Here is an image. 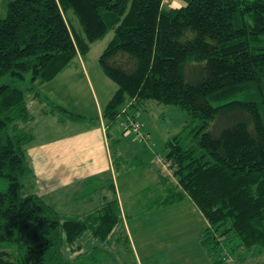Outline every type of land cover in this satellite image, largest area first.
Wrapping results in <instances>:
<instances>
[{"label":"trees","instance_id":"16d2710c","mask_svg":"<svg viewBox=\"0 0 264 264\" xmlns=\"http://www.w3.org/2000/svg\"><path fill=\"white\" fill-rule=\"evenodd\" d=\"M180 1L177 7L167 0L6 4L0 18V264H80L84 234L102 245L118 229L122 234L114 242L124 238L133 255L118 226L113 194L89 213L63 218L40 197L22 193L21 180L31 173L24 152L33 140L30 106L36 117L86 121L41 87L76 68L90 44L110 30L113 37L98 57L101 72L114 84L100 114L106 126L122 117L123 133L130 132L126 127L139 123L128 111L148 101L176 106L188 119L162 145L154 187L165 196L155 194L152 203L192 202L206 222L199 244L212 264H243L248 253L263 254L264 0ZM68 9L83 36L64 17ZM141 128V143L155 147ZM123 161L113 156L114 168ZM105 187L114 191L112 180ZM230 236L237 248L226 247L224 254ZM68 253L77 256L69 259Z\"/></svg>","mask_w":264,"mask_h":264},{"label":"rangeland","instance_id":"374dc122","mask_svg":"<svg viewBox=\"0 0 264 264\" xmlns=\"http://www.w3.org/2000/svg\"><path fill=\"white\" fill-rule=\"evenodd\" d=\"M9 1L12 0H0L1 19L6 15L5 6ZM66 19H68L75 35L79 37L83 36L79 21L71 9H68ZM112 37L113 31L110 30L104 37L91 43L89 51L83 60L98 98L105 85L111 86V88L114 87V84L103 75L98 65V57ZM96 73L97 76L99 75L98 77ZM68 82V78L65 80L56 79L53 81L50 91H63L66 98L65 103L80 107L81 110L74 113L83 115L86 121H68L66 123L69 125L67 127L63 126L60 130L57 127L60 124L56 120L57 114L52 116L38 115L36 117L35 106H30L34 116L30 128L36 133V144L49 139L51 133L49 131L52 125L57 129L55 134L59 135H61L60 131L63 132L71 127L73 128V133L64 132L65 135L79 136L81 133L94 131L96 127V112L90 104L91 97L87 93L86 87H81V84L77 82V87L73 86L70 88L66 86ZM73 90L77 92L79 98L74 96ZM89 92L91 94L90 89ZM64 106L72 111L67 105ZM138 116L141 117L140 119L142 121H138V123L150 133V141L155 145V147L152 146L153 148L149 146L147 148L153 149L152 151L155 152V155L152 156V160L149 159L148 167L140 165L137 160L131 158V154L134 152L139 153L137 150L141 149L140 144L134 142V147L137 148L136 151L129 150L128 156L125 157L123 163L119 162L115 168L116 197L120 208V223L118 226L122 230L124 227L127 232L134 257L125 243L124 238H121L118 244L114 242V239L120 238L122 234L119 229L113 236L112 242L102 245L86 233L80 241L81 251L86 250V253L80 259V264H212L208 255H206L199 244L200 235L206 226V222L191 201L186 199L172 205L160 207L152 203L155 194L159 196V199L165 196L154 187V183L156 182V169H159L157 166L161 167V164L155 162V158H161L164 154V150H162L163 143L183 129V126L188 120L186 113L176 106L162 105L154 101H148L139 109ZM123 122L124 118L120 117L117 121L118 126H122ZM62 125H64V122ZM55 128L54 130H56ZM54 130L53 128L51 129V131ZM129 135L125 134L126 137ZM133 138L136 141L134 136ZM36 144L32 140L24 146L25 158L27 163L29 162L28 165L31 173L27 174L21 180V183L23 194L32 193L41 196L45 190L40 189V186L36 187V185L39 181L48 182L49 173L36 171L34 155L32 156L33 153L31 151ZM111 146L113 145L111 144ZM146 151L150 152L149 149ZM165 167L163 170H165ZM167 174L170 175L171 172L167 171ZM76 176L72 172L69 176L70 182L77 183ZM109 181L108 177L102 180L95 177L87 178L82 184V187H80L81 190L73 195V213H81L80 211L83 207H86L89 211L93 210L96 204L100 203L101 200L99 199L101 195L106 193L103 190L101 191V187L106 189L105 185ZM171 181L174 180L171 179ZM1 189H4V186H0ZM94 241L96 243L92 247L91 245ZM226 247L229 250L233 247L237 248L236 241L231 236L227 240L226 246L223 247L224 254L229 253ZM9 253L13 254V249ZM75 255L76 253H68V258L70 259ZM243 264H264V252L259 256L257 254L252 256V252L248 253V259Z\"/></svg>","mask_w":264,"mask_h":264},{"label":"crops","instance_id":"0c3cea01","mask_svg":"<svg viewBox=\"0 0 264 264\" xmlns=\"http://www.w3.org/2000/svg\"><path fill=\"white\" fill-rule=\"evenodd\" d=\"M167 3V6L169 7H177L181 5L180 0H167ZM66 13L64 14L65 18ZM78 60V66L76 68H70L63 71L50 82L43 84L41 88L47 93L55 94L54 96H57L56 98L59 100V102L64 105H67L69 108H71L73 112H79L81 110L80 107L65 103L66 98L65 93L63 91H50L52 89L51 85L56 79L65 80L66 78H68L69 82L66 86L70 88H72L73 86L77 87V82H79L81 84V87H86L87 93L91 97L90 104L96 112V123L94 122L96 124V127L94 131H90L88 133H81L79 136L65 135L64 132L73 133V128L70 125L71 128H69L68 130H64L63 132L60 131L61 135H59L55 134V131H57V129L55 128V126L52 125L49 131L51 132L49 139H46L42 143L39 142L38 144H36V133H34L30 128V124L34 119L27 126V129L30 130L33 135V141L36 144V146H34V148H32L31 150L33 153L32 156L34 155L36 171L49 173L48 182L39 181L36 185V187L40 186V189L45 191L41 194V196L37 194L35 196L40 197L63 218H74L89 213L95 210L97 206L102 204L105 200V197H111L112 194L115 197L117 196V189H115L116 172L113 163V156L125 159V157L128 156L127 154L129 153V150L136 151L137 148L134 147V142H138L140 144L141 149L137 150V152L139 153L134 152L133 154H131V158L137 160L140 165H145L148 167L149 159H151L152 156L155 155V152L152 151L153 149L144 146L141 142L137 140L135 135L130 132L123 133L121 126L119 127L117 122L114 125L107 127L106 124L101 120V110L112 95L114 87L111 88V86L105 85L103 91L101 92V94H99L98 98V95H96L95 90L93 89V86L91 84L88 70L86 69L84 61L80 60L79 58ZM89 89L91 91V94L89 92ZM73 92L74 96L79 98L77 92L75 90H73ZM128 112L130 114L136 113L137 120L139 122L141 121V117L138 116L139 111L129 110ZM56 120L59 124L60 122L58 121V119ZM65 123L66 122H64V125L60 123L57 127H59L61 130L63 126L67 127V125H69ZM52 128L53 130L54 128L56 130L51 131ZM125 134L130 135L126 137ZM132 135L135 137L136 141L134 140ZM130 137L131 139H129ZM111 144L113 145V147L111 146ZM147 149H149L150 152H147ZM141 158L143 159V161ZM157 168L159 167L157 166ZM159 170L160 168L158 170L156 169V182L154 184H156L158 181ZM72 172L77 175V183H72L69 180V176ZM90 177H95L100 180L105 177H108V179L112 180L113 182L114 191H109L106 190L104 187H101V191L103 190L106 193H103V195H101L100 203L96 204V207L93 210L89 211L86 209V207H83L80 211L81 213H73V195L79 190H81L80 187H82V184L85 182V180H87V178L90 179ZM24 195L34 194L28 193Z\"/></svg>","mask_w":264,"mask_h":264},{"label":"built area","instance_id":"2783aa9c","mask_svg":"<svg viewBox=\"0 0 264 264\" xmlns=\"http://www.w3.org/2000/svg\"><path fill=\"white\" fill-rule=\"evenodd\" d=\"M166 1V0H164ZM126 128H130V132H132L133 134H135L136 138L140 141V142H143V143H146V139L144 138V135L142 133V129H141V126L137 123H133L131 126L129 127H126ZM155 161L158 163V164H161L162 163V159L161 158H155Z\"/></svg>","mask_w":264,"mask_h":264}]
</instances>
